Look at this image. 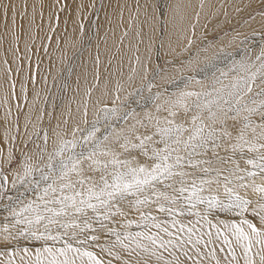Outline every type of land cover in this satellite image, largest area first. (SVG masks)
I'll list each match as a JSON object with an SVG mask.
<instances>
[{"label": "snow or ice", "instance_id": "obj_1", "mask_svg": "<svg viewBox=\"0 0 264 264\" xmlns=\"http://www.w3.org/2000/svg\"><path fill=\"white\" fill-rule=\"evenodd\" d=\"M260 37L181 62L166 96L155 73L124 99L117 85L90 125L85 110L51 152L43 132L12 179L0 166V264H264Z\"/></svg>", "mask_w": 264, "mask_h": 264}, {"label": "bare ground", "instance_id": "obj_2", "mask_svg": "<svg viewBox=\"0 0 264 264\" xmlns=\"http://www.w3.org/2000/svg\"><path fill=\"white\" fill-rule=\"evenodd\" d=\"M164 1L167 3L163 4ZM97 5V36L85 46L86 20ZM160 6L167 29L162 42H158L155 0H103L101 4L100 0H0V120L5 124L0 136V163L4 167L12 163L7 158L10 151L13 153L20 111L24 114L18 125L21 131L19 150L29 139V124L48 121L52 107L56 105V118L49 128L50 152L56 141L55 133L63 135L67 132L71 137L72 128L84 125L85 109H89L88 114L93 117L100 104H111L117 85L123 86L121 94L124 96L139 87L148 66L153 67L156 51L164 57L175 56L179 60L189 55L203 37L210 38L228 24L238 25L245 15L264 6V0H160ZM253 30L259 37L250 40L259 45L260 32L264 30V12L257 13L238 30L229 32L220 42L204 43L201 51L187 57L199 56L203 60L220 48L235 47L243 35L252 34ZM79 44L84 45V51H81L83 57L76 70V85L57 105L53 94L51 99V96L47 97L49 89L58 86L52 84ZM206 48L207 52L204 51ZM137 57L140 63H137ZM172 73L161 76V81L169 79ZM136 110L142 117L148 111L154 112L155 107ZM119 123L120 127H126L123 121ZM32 243L25 241L21 246ZM256 259L259 264V257Z\"/></svg>", "mask_w": 264, "mask_h": 264}, {"label": "rangeland", "instance_id": "obj_3", "mask_svg": "<svg viewBox=\"0 0 264 264\" xmlns=\"http://www.w3.org/2000/svg\"><path fill=\"white\" fill-rule=\"evenodd\" d=\"M102 1L103 0H100V4H101ZM165 2L166 1H164L163 4ZM155 5L157 6V16H158V21H159L158 42H162L163 38L166 37L167 29H166V26H165V21L163 19V15H161L162 7L160 6V0H155ZM260 12H264V6L259 7L255 12H252L250 14L245 15V17L242 18V22H240L238 25L228 24L227 27L222 28L221 30L216 31L215 33H213L210 36V38H209V36L208 37H203L202 38L203 41H201L195 47V49H193V51L187 56L191 57L195 53H198L199 51H201V49H203L205 47L204 43H207L209 45H213L214 43L220 42L219 40H221L222 38L227 37L229 32H234V31L238 30L239 28L242 27L243 24L248 23L249 20L250 21L253 20L254 17L257 15V13H260ZM98 13H99V8H98V5H97L94 8V10L92 9L90 15H88V17H87L86 23L88 24V29H87V35L85 33L86 36L84 37L85 42L83 43L85 46L90 45L91 42L95 39L93 37L97 36L96 32H97ZM246 36L249 37V39L247 41H251L250 39H252L253 35L249 34V35H246ZM244 37H245V35H243L241 37V40L239 41V44L237 46H235V48H244V47H246V46H248L250 44L253 45V46H256L255 41H251V43H246L247 41H245V42L242 43V41H244ZM257 37H259L258 33H256L255 38L254 37L253 38L256 39ZM158 42H157V45H158ZM84 45L79 44L78 48L74 50L75 52L73 51L71 57L63 64L62 68L60 69L61 70L60 73L57 75L55 81L52 84V85H56V86L58 85L56 87L57 89L54 88L53 86H51V88L49 89L50 93H48L47 97L51 96L52 94H53L52 96L55 97V95L57 94L55 99L53 97V100L58 103L57 105H60V103L63 102V99L66 97V95L70 93L71 88L76 85V80H75V77L77 75L76 70H77V67H78V63H80L79 59H81L83 57V55H82L83 52H81V51H84ZM156 48H157V46H156ZM225 50H230V49L228 47V48H225ZM257 51H258V48H257ZM161 56L162 55L158 54L157 51L155 52V54L153 56L154 57V59H153L154 60L153 67L148 66V72H147V74L145 76V79L142 82L146 83V81L148 79H152L153 78L154 73L157 74L156 79L154 80V83L156 85H158L159 87L153 88L152 91L153 92L160 91L166 96L167 93L164 92V88L167 87L169 92L174 91L175 89L171 86L170 83H168L169 79L161 81V79H160L161 76H163V75L166 76V74H169V72L173 71L172 76L169 77V78H175L176 80H179L181 78V76L184 74L183 71H182L181 66H179V65H181V62H184L185 60L187 61L189 58L187 56H184L183 58L178 60L175 56H172V57L171 56H168V57L162 56L161 57ZM143 83H141L139 85V87ZM139 87H137V88H139ZM54 89H56V90H54ZM136 89H134V90H132V91H130L128 93L135 92ZM128 93H126L125 96L120 94L121 95V99H124V97H126ZM144 95H149V93L147 91H145ZM52 96L49 97V99H51ZM104 104H107V103H102V104H100L97 107V109L95 111L96 115H94L93 117H90V115L88 114L89 109H85L87 111V114H88V118H89L88 119V124L89 125L92 123V121L97 119L98 115H102L100 110L103 108ZM140 105H142V106L132 105V107L133 108H138L139 109L138 111L140 112V111H146L147 109H149V108L154 106V104L151 101L147 102L146 105L144 104L143 101H141ZM55 106L52 107V110H51L50 117H49L48 121H46V122L42 121L41 122V123H43L42 125H41V123L37 124L34 121H32L31 125L29 124V126L27 128V131H28L27 135L29 136V139L25 143L24 147L22 149H20V150L18 148V141H19V138H20L21 131H20V129H19V131H17L15 142L13 144V153L12 154H13L14 159L12 160V163L10 165H7L6 167H4L0 163V166L3 167L4 173L6 175L9 176L10 174L13 173V171H15V170H17L19 168L20 163L23 162V156H24V154L26 152L35 153L36 151H38V149L36 148V144H42L43 143V139H42L43 132H48L49 131L48 133H50L49 128H50V125L52 124L51 121L56 118L57 110H55L56 109ZM23 114H24V112L20 111V113L17 115L18 116L17 117L18 120L16 121V124L17 123H18V125L20 124L21 119L23 117ZM4 125H5L4 122L2 120H0V136L2 135V130L4 128ZM87 126L88 125L84 124V125H82L80 127L84 128V127H87ZM119 126H121L120 123H119ZM72 129L70 130V134H71ZM102 131H103V128H102ZM37 133H40V138H37V135H36ZM77 135H79V133H77ZM67 138H71V137L68 136ZM32 141H35L36 143L32 144ZM223 154H224L223 151L220 152V155L223 156ZM95 175H97V177H98L99 174L97 173ZM2 213L3 212L0 211V220H2V217H3Z\"/></svg>", "mask_w": 264, "mask_h": 264}]
</instances>
